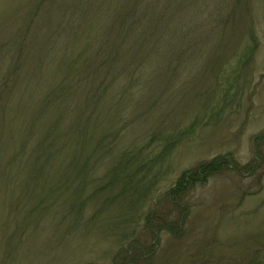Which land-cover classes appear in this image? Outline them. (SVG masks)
I'll return each mask as SVG.
<instances>
[{
    "label": "rangeland",
    "instance_id": "rangeland-1",
    "mask_svg": "<svg viewBox=\"0 0 264 264\" xmlns=\"http://www.w3.org/2000/svg\"><path fill=\"white\" fill-rule=\"evenodd\" d=\"M105 8V0H0V264H264V0H173L164 12L166 28L153 44L124 56L130 61L124 68V59L114 67L113 76L123 68L121 81L109 84L102 72L94 74L100 82L90 77L84 83L88 67L103 60L95 52L104 46L86 42L94 29L89 24L100 23ZM80 15L85 24L76 28ZM76 50L87 54L68 72ZM140 62H154L159 70L166 64V80L158 73L150 84H140L120 110L127 113L113 119L122 136L112 151L110 127L101 150L111 154L87 176L81 200L71 177L58 187L66 192L53 193L84 112L108 127V95L119 87L125 95L124 89L138 85ZM65 72L78 84L56 103L64 113L76 96L73 130L60 139L66 148L51 163L52 175L32 189L37 151L60 113L45 115L46 79L58 75L61 81ZM31 131V147L24 150ZM178 131L185 136L158 166L161 180L145 206L135 210L129 199L108 207L103 198L88 200L90 191L107 182L116 156L136 149L143 152L138 159L154 158L164 143L145 152L150 139ZM228 154L237 170L196 188L185 200L183 226L163 230L154 241L151 230L158 222L147 223V216L167 213L174 220L182 211L161 196L183 171ZM19 162L26 170L9 172Z\"/></svg>",
    "mask_w": 264,
    "mask_h": 264
},
{
    "label": "trees",
    "instance_id": "trees-1",
    "mask_svg": "<svg viewBox=\"0 0 264 264\" xmlns=\"http://www.w3.org/2000/svg\"><path fill=\"white\" fill-rule=\"evenodd\" d=\"M172 2L173 0H105L106 8L105 10H101L103 13L100 12V14H103L101 15L100 23L98 21L89 24L90 28L94 29L90 32V39L86 42L87 45L102 44V46H104L101 47L102 50L99 48L95 52V55L98 56V58H103V60L100 63H95L93 66L90 65L88 67L87 77L82 80V82L90 77L94 79L96 75L102 72L107 75L106 79H112V81H108L109 84L112 82L117 83L119 79L121 81L123 78L122 70L126 64L130 63L128 58H130L140 46L152 45V41L156 38L159 29L166 28L162 26V20L164 12ZM79 4L83 5L82 3ZM98 15L99 14H95V17ZM79 18H81L83 22H80L79 26L75 23L76 28H80L85 24V17L80 15L77 19ZM65 28H67V26H65ZM70 37L71 34L69 32L67 35H64V40L67 44L71 41L69 39ZM82 49L83 48H81V50ZM76 51V54L70 58L73 62L69 64V68L67 69L68 72L76 68L78 60L82 59L87 54H83L85 50L81 53H78L79 50ZM126 55L128 58L124 57ZM121 59H124L123 68L117 75L113 76L114 67ZM153 63L154 62L139 63L138 67L140 71L137 75L138 77L135 78V82H137L138 85L131 89H124L125 95L121 92L120 87L111 92L112 96L108 95V102H110L109 106L112 108V113L108 117V127L99 117L94 118L92 115L84 112L86 118L82 120V125H80L79 128L76 127L74 131L77 132V143L72 151L69 162L59 167L63 177H61V181L57 183L56 190L53 193L66 192L58 187L62 184L63 180L71 177L73 181H78L77 187L73 192L76 197L81 200L89 184L86 183L87 176L96 169V166H99V161L108 158V155L111 154L107 150H101L105 136L110 135V127L113 130L112 151L117 148V144L122 136V131L113 126V119L122 118L124 113H127V111L122 113L120 110L125 104L133 101V93L137 94L136 88L140 84L143 83L142 87L150 84L149 82L157 79L155 76L156 74L159 73V75H162L165 71L164 68L166 64L162 70H159ZM68 72H65L64 79L66 80H69L67 78ZM57 78L58 75L54 78L52 76L46 79L48 90H46L47 92L45 93L49 94L45 97L42 107L45 110V115L54 113L55 109H60V113L56 115L51 128L46 130L45 137L41 141L37 151L38 155L36 156V161L33 162L32 168V189L39 184L41 179L52 175L51 172L54 171L55 165L52 166L51 163L53 161L57 162L58 157L64 155V150L66 148V146L62 144L64 141L60 139L66 136V134H70L74 126V121L70 123V119L74 114V101L76 96L69 98L64 113L62 112L61 105L59 106L56 102H58L59 99L62 100V97L66 95L68 97L71 96V90L73 87H77L78 80L74 79L72 81L71 79L66 82L63 78L61 81ZM94 80L100 82V79ZM164 80L166 79H164L162 75L160 81ZM84 83H87V81ZM104 83L105 81L101 82L100 93L96 94L95 99L98 98L99 100L103 95ZM67 89L68 92H66ZM53 95H57V98H54ZM41 114H43V111ZM32 135L33 133L31 131L28 138L29 141L23 144L24 150L29 148ZM184 136L185 134L181 131L172 135H163L160 133L153 136L146 148H143L145 152L152 149L155 144L164 143L161 146V150L154 158L151 157L152 154L147 156L144 154V158L141 157L138 159V154L142 155L143 152H137L136 149L127 150L121 156H116L109 168L107 182L101 185L100 188L90 191L88 200L99 201L100 198H103L107 201L105 205L108 207L117 203L122 204V201L126 202L127 199H129L131 201L130 205L133 204L135 210H137L140 205L141 207L145 206L149 195L155 190L157 191V189L154 190V188L159 183V180H161L160 168L158 166L163 168L164 163L170 158ZM129 169H135V172L128 173ZM8 170L9 172L15 170L14 172L16 173H22L26 170V166L23 162H19L17 165L10 164ZM231 170L237 169L234 165L233 156L228 154L216 157L209 162L200 163L191 169L183 171L174 186L161 196L166 202L180 209V211L182 210L181 215L174 220L169 218L167 213L163 215H153V213H151L152 216H147V223L151 224V222L153 223L154 221L158 222L156 224L157 226L151 230L154 241L158 240L163 230L169 229L171 232L183 226L185 223V214L187 213L184 203L188 195L196 188L206 186L213 177L222 175ZM29 184L30 183L27 185ZM53 193H50V196H52ZM132 195L135 198H133ZM161 197H159L158 200H160Z\"/></svg>",
    "mask_w": 264,
    "mask_h": 264
}]
</instances>
